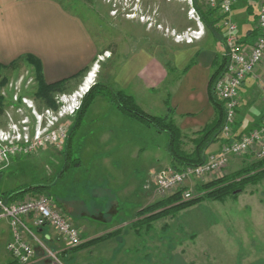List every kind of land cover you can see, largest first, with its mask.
Here are the masks:
<instances>
[{
	"label": "crops",
	"instance_id": "1",
	"mask_svg": "<svg viewBox=\"0 0 264 264\" xmlns=\"http://www.w3.org/2000/svg\"><path fill=\"white\" fill-rule=\"evenodd\" d=\"M173 1L178 4L176 13L173 12L171 4ZM156 2H160L161 6L166 2L159 8L158 22L169 29V32L183 33L188 28L200 29V25L183 11L187 12L189 9L187 2L147 0L152 8L157 7ZM259 2L260 0H235L232 18L238 25L237 34L245 46L252 44L257 37L256 20ZM185 3L187 8L184 6ZM194 5L200 17L201 11L209 10L205 0H194ZM216 14L221 16L219 11ZM129 18L130 23L136 21L134 16ZM202 22L204 25L202 38L194 40L193 43L177 42L170 62L165 61L160 54L151 49L148 43L152 39L151 29H146L144 34L147 35L135 37L142 40L143 44L122 60L118 58L115 65H110V80L109 73L104 76L105 82L109 85L132 95L145 112L155 116H169L188 139L194 136L195 132L211 124L217 117V111L210 98L209 86L213 74L227 57L225 44L227 29L221 25L222 18L218 24L220 32L213 31L203 20ZM102 52L103 45L94 37L86 20L72 10L71 4L68 5L63 0H0V65L7 66L31 55L41 63L43 81L53 83L70 78L87 67L92 73H96ZM104 104L110 113L103 118L106 123L102 128L96 129L94 144L89 141L86 150L96 152L100 148L101 151H115V164L111 167L109 161H104L101 165L102 169L107 167L113 169L112 178L108 179L109 175L103 176L106 179L103 181L96 179L94 172L90 173V170L92 168L97 170L99 165H86L84 169L87 170L82 172L87 178L83 182H88L84 196L78 199L67 198L64 195L59 197L73 219L68 216L65 206L64 209L62 208L60 200L54 198L56 205L62 208L67 217L81 230L85 242L110 233L112 229L123 232L129 229L132 233H136L129 227L136 220L137 212L148 206L154 198L152 191L144 188L146 180L151 182L152 173L172 167V158L168 151L170 136L167 132L159 131L156 127L125 114L113 103L104 101ZM254 107H257L261 114H258L254 122L247 126L245 121ZM263 121L264 74L262 69H259L254 75H250L240 88L235 135L238 137L259 128ZM86 132L90 133L91 130L88 129ZM187 143L189 142H185L184 145ZM191 144L193 150V140ZM221 144L220 137L217 143L208 148V157L219 152ZM237 159L240 161L236 164ZM254 160L251 154L230 156L223 172L227 173L232 169L231 166L234 168L238 164L245 166ZM78 167L81 166L74 169ZM0 171L3 172V169ZM112 180H115V187L112 186ZM203 180L200 182L202 183ZM196 181L198 180H190L187 186L195 182L196 189L199 182ZM19 188L15 186L6 191ZM20 200L22 199H10L6 203L11 204ZM253 210V215L257 219L254 231L262 245L257 246L255 242L247 241L249 248L244 250L245 256L240 259L234 256H215L220 255L218 253L189 260L181 254V257L171 263L165 260L162 264H264V238H261L264 237V208ZM114 216L115 220H113ZM25 225L30 231L26 232L25 236L36 249L35 264L75 263L73 256L68 254L71 252L69 246L54 228L36 227L32 216L25 219ZM120 231L112 239L92 244L91 249L111 248L116 254L117 249L121 247H133L134 242L130 243L120 238L122 235ZM250 232L253 231L246 229L247 237H250ZM11 240L10 221L0 216V247H5L6 255L11 256L13 261L7 249ZM38 245L48 249L54 257L49 254L42 256L40 254L42 248ZM84 260H86L84 264L90 263L89 259ZM96 260L103 262L98 264H141L140 258L126 254L103 256Z\"/></svg>",
	"mask_w": 264,
	"mask_h": 264
},
{
	"label": "rangeland",
	"instance_id": "2",
	"mask_svg": "<svg viewBox=\"0 0 264 264\" xmlns=\"http://www.w3.org/2000/svg\"><path fill=\"white\" fill-rule=\"evenodd\" d=\"M63 1L68 5L71 4L72 10L86 20L94 37L103 45L98 71L92 73L89 68L90 70L84 77L72 82L73 84L65 92L59 93L72 95L74 92L80 91L83 86L82 91L85 92L83 97L79 98L80 107L76 113L60 118L58 121V124L67 127V138L63 145L56 146L45 142L42 145H37L28 153L22 150L16 156H12L9 163L0 167V169H3V172H1L2 178H0V193L15 186L25 188L45 183L51 185L50 189L27 195L29 197L51 195L53 198L58 199L64 195L67 198L78 199L84 196V191L88 186V182H83L87 178L82 173L87 170L84 168L88 164L99 165L97 170H93V168L90 170V173L94 172L96 179L103 181L105 179L103 176L109 175L110 177L107 178H112L113 169L108 167L102 169L101 165L104 164V161H109L112 167L115 164V151H101L100 148L96 152L86 150L89 141L94 144L96 129L102 128L106 123L103 118L110 113V110H107V106L104 104V101L112 103L104 94L105 89L102 85H109L105 82L104 76L109 73L110 80V65H115L114 63L118 58L122 60L138 48L140 44H143L142 40L135 37L147 35L144 34L146 29H151L152 39L148 42L151 49L160 54L165 61H171V54L177 45L175 31L169 32V29L158 22L159 8L163 4L165 5L166 2H163L162 6L160 2H156L158 8H152L148 5L147 0ZM171 4L173 5V12L176 13L175 10L178 4L175 1ZM184 6L187 8L186 3ZM183 11L185 14L187 13L186 10ZM132 15L136 21L130 23L129 17ZM99 71H101L100 74ZM86 78H89L90 82L84 85L87 81ZM41 81L35 66L25 59H21L8 67L0 65V140L6 138L9 145H18L17 143H19V146L24 149L28 144L36 142L35 139L40 133L46 136L47 128H49V118L46 110L58 111L60 104L57 102L58 94L54 98L56 105L54 108L47 107L36 97ZM93 88L94 96H92L93 94L87 96ZM85 103H87V106L83 109ZM113 105L115 104L113 103ZM258 114H261V111L257 107L251 109L245 121L246 125L253 123ZM88 129L91 130L90 133L86 132ZM194 137L196 135L185 139V142H189L184 145V148L188 149L187 151L192 149L191 143ZM28 141L30 143H26ZM239 161L237 159L236 164ZM79 165L80 168L74 169ZM243 166V164H238L235 166L236 168L231 166L232 169L227 173L222 172L220 176L230 174ZM156 173H152L150 176L151 182L146 180L144 185V188H149L148 190L152 191L154 195L148 206L179 191L161 193L154 181ZM217 177L219 176L206 177L202 183L209 182ZM114 181L112 180V186L115 187ZM198 181H196L198 185H201L200 180ZM194 183H191L189 188L195 191L194 194H196ZM182 200L187 201L190 199L183 197ZM60 203L64 209L65 204L61 200ZM256 208H264V180L257 185L246 186L237 197L229 196L221 201H202L163 216L150 226L140 227L139 230L130 226L129 228H133L136 233H132L129 229H127L128 232L120 231L122 233L120 238L135 244L131 248L121 247V249H117L116 254L113 252L114 249L111 250V248H95V250H92V244L87 247L80 246L77 249L69 247L71 252L68 254L73 256L74 264H84L86 261L84 259H89V264L103 263L102 260L97 261L96 259L103 256L123 254L140 258L141 264H162L165 260L171 263L174 259L181 257V254L189 260L213 256L218 253L220 255L215 256H234L240 259L245 256L244 250L249 248L246 244L247 241L251 240L257 246L262 245L261 241H258L260 238L256 237L254 231L257 219L253 215V209ZM143 209L137 212V218L135 216L136 220L133 223L142 216L147 218L151 214L164 210V208H161L139 217V212ZM65 210L68 216L73 219L74 217L70 215L66 206ZM113 220H115V216ZM112 223L114 222L112 221ZM246 229L253 231L249 233L250 237H247ZM112 232H115V229H112ZM38 246L42 248L40 252L42 256L49 254L54 257V254L52 255L48 249L41 245ZM5 251H7L5 247H0V264H11L12 258L8 254L6 255ZM45 264L53 263L48 262Z\"/></svg>",
	"mask_w": 264,
	"mask_h": 264
},
{
	"label": "built area",
	"instance_id": "3",
	"mask_svg": "<svg viewBox=\"0 0 264 264\" xmlns=\"http://www.w3.org/2000/svg\"><path fill=\"white\" fill-rule=\"evenodd\" d=\"M179 1L188 3L187 14L190 19L200 25V29L188 28L183 33L177 34L174 32V35L177 42L193 43L194 40L200 39L204 35V25L195 8L194 0ZM205 2L209 10L220 12L221 25L227 29L225 40L227 65L215 87V91L224 103L226 110L225 123L220 135L222 140L221 149L219 152L209 155L206 162L201 165L187 167L182 171H177L172 167L166 168L154 175L155 184L161 193L174 192L186 187L187 189L184 191V198L186 199L197 196V194H194L195 191L187 187V182L192 179L202 180L206 177L221 175L228 165L230 156L251 154L255 159L264 158V121L259 128L252 129L238 137L234 132L242 84L259 69H262L264 74V0L259 2L256 40L246 46L242 44L237 34L238 25L232 18L235 0H205ZM86 80H89V78H86ZM86 84L87 81L84 85ZM83 87L72 95L58 94L59 110H46L49 118V128H47L46 136L40 133L35 139L36 142H26L30 144L24 149L19 146V143H17L18 145H9L6 138L0 140V167L9 163L10 158L16 156L22 150L28 153L39 144L49 142L56 146L63 145L67 138V127L58 124V121L67 115L75 114L79 109V98H82L85 93L82 91ZM0 216L8 218L10 221L12 240L8 243L7 249L13 259L17 261V264H35L34 245L25 236L26 232H30L25 225V219L30 216H32L36 227L51 226L54 228L70 248H77L85 243L80 230L64 211L56 205L51 195L27 196L11 204L0 198Z\"/></svg>",
	"mask_w": 264,
	"mask_h": 264
},
{
	"label": "trees",
	"instance_id": "4",
	"mask_svg": "<svg viewBox=\"0 0 264 264\" xmlns=\"http://www.w3.org/2000/svg\"><path fill=\"white\" fill-rule=\"evenodd\" d=\"M216 13L217 10L201 11V19L205 22L208 28H211L215 32H220V26L218 24L222 17ZM21 59H25L28 63L34 65L38 76L41 77L42 81L39 83L36 97L40 99L47 107L54 108L56 106L54 100L55 95L65 92L69 88L72 81L81 79L89 71V68L87 67L70 78L53 83H46L42 79V66L38 59L31 55H27ZM16 62L17 61L11 63L10 65L2 66L8 67L15 64ZM226 65L227 57L224 58L222 64L213 74L209 86L210 98L217 111V117L211 124L205 126L203 129L193 134L196 135V137L193 139L194 149L191 151H187L184 148L185 138H187V135L183 134V132L176 126L174 121L169 116L162 117L149 114L139 107L132 95L126 93L123 90L115 89L113 86L102 85V87L105 89V96L125 114L146 122L156 127L159 131H165L169 134L170 143L168 151L172 158V168L177 171H182L187 167H194L205 163L208 158V148L220 140V135L225 123L226 110L224 103L219 100L218 95L216 94L215 87L218 79L225 72ZM94 88L87 96L93 94ZM92 96H94V94ZM86 106L87 103L83 105V109ZM263 180L264 158L255 159L239 170H236L230 174L219 176L214 180L198 185L195 189L197 196L191 198L190 200H182L184 197V191L187 189L184 187L174 195L146 207L141 212H139V217L161 208H164V210L151 214L147 218L143 216L142 218L140 217V219L133 223L131 227L134 229L136 228V230H139L140 227H148L154 221L160 219L163 216L193 206L205 200L221 201L229 196L237 197L246 186L257 185ZM50 187V184L39 183L29 187L19 188L14 191H2L0 193V198H2L5 202L15 198L24 199L29 193L37 194L39 192L47 191L50 189ZM119 231L120 230H116L115 232L105 234L101 237L90 240L81 246L87 247L88 245L94 244L96 242L112 238L116 236ZM11 264H17V261L13 260Z\"/></svg>",
	"mask_w": 264,
	"mask_h": 264
},
{
	"label": "bare ground",
	"instance_id": "5",
	"mask_svg": "<svg viewBox=\"0 0 264 264\" xmlns=\"http://www.w3.org/2000/svg\"><path fill=\"white\" fill-rule=\"evenodd\" d=\"M90 82V81H89Z\"/></svg>",
	"mask_w": 264,
	"mask_h": 264
}]
</instances>
